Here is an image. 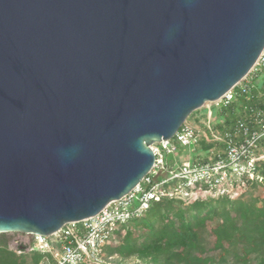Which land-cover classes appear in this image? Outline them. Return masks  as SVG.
Here are the masks:
<instances>
[{"label": "water", "instance_id": "95a60500", "mask_svg": "<svg viewBox=\"0 0 264 264\" xmlns=\"http://www.w3.org/2000/svg\"><path fill=\"white\" fill-rule=\"evenodd\" d=\"M264 50V0H0V233L129 193Z\"/></svg>", "mask_w": 264, "mask_h": 264}, {"label": "trees", "instance_id": "16d2710c", "mask_svg": "<svg viewBox=\"0 0 264 264\" xmlns=\"http://www.w3.org/2000/svg\"><path fill=\"white\" fill-rule=\"evenodd\" d=\"M263 69L253 72L250 94H239L227 107L219 108L213 133L223 136L227 132L232 139H239L241 135L235 131L239 120L254 127V110L264 100L254 81ZM208 135L212 136L211 132ZM222 145L202 138L198 150L204 155ZM258 145L264 152V140ZM171 185L164 184L163 189L168 191ZM262 186L264 181L245 179L223 195L199 191L187 197L163 196L139 217L116 226L103 246L104 256L110 260L137 257L147 260L145 264H264ZM11 239L8 233H0V264H30L23 254L30 252L26 249L32 243L18 241L13 249L9 247ZM32 264L56 263L51 257L46 262L35 257Z\"/></svg>", "mask_w": 264, "mask_h": 264}, {"label": "built area", "instance_id": "2783aa9c", "mask_svg": "<svg viewBox=\"0 0 264 264\" xmlns=\"http://www.w3.org/2000/svg\"><path fill=\"white\" fill-rule=\"evenodd\" d=\"M263 66L264 50L248 75L214 102L218 109L227 107L239 94H250L252 78L249 80L248 76ZM210 107H207L209 120L206 127L193 126L185 120L170 139L150 145L155 157L153 166L129 193L107 204L95 216L65 223L51 235L26 234L28 242L32 243V247L26 250L49 253L56 264H113L110 258H105L103 246L118 224L139 217L152 202L160 201L166 195L187 197L199 191L223 195L245 179L263 182L264 152L258 143L264 140V100L254 110V127L243 120L237 122L235 131L241 135L239 139H232L227 132L223 136L213 133L209 122ZM202 138L220 141L222 148L207 150L203 155L198 150ZM178 145L191 146L195 156L187 160L170 159L177 152ZM204 156H209V159H204ZM170 183L168 191L163 189L164 184ZM51 236H55V241Z\"/></svg>", "mask_w": 264, "mask_h": 264}, {"label": "rangeland", "instance_id": "374dc122", "mask_svg": "<svg viewBox=\"0 0 264 264\" xmlns=\"http://www.w3.org/2000/svg\"><path fill=\"white\" fill-rule=\"evenodd\" d=\"M253 77V72L250 73V76H248V79L251 80V78ZM261 82H263V77H259L254 81V88L255 90L259 89ZM208 106L210 107V111H211V117H210V123L212 126H214L219 118V109L218 107L214 104V102H211L210 104L206 105L203 108H200L194 112H192L186 119L187 123H191L193 126H202V127H206V124L209 120V108H207ZM195 156V152L191 151V146H182V145H178V150L177 152L173 155L170 156V159H183V160H187V159H191ZM262 191H264V186L261 187ZM8 235H10L12 237L10 243H9V247L16 249V245L18 243V241H21L23 243H27L28 242V236L26 234H21V233H8ZM50 238V237H49ZM51 239H54L55 241V236L52 237ZM57 244V243H56ZM23 256L26 258L27 262L32 264L34 262V258L38 257L39 261H45L46 260H50V255L49 253H41L39 250L37 249H33L30 252L24 253ZM111 262H113V264H145L147 262V260L145 259H141V258H137V257H132L129 259H117L114 258V260H111Z\"/></svg>", "mask_w": 264, "mask_h": 264}, {"label": "crops", "instance_id": "0c3cea01", "mask_svg": "<svg viewBox=\"0 0 264 264\" xmlns=\"http://www.w3.org/2000/svg\"><path fill=\"white\" fill-rule=\"evenodd\" d=\"M259 77H263V82H261V84H259L260 87H259V89H257L256 91H257L259 94H260V93L264 94V69H263V72L260 74ZM259 77H258V78H259Z\"/></svg>", "mask_w": 264, "mask_h": 264}]
</instances>
